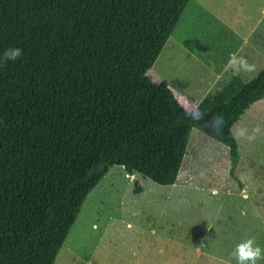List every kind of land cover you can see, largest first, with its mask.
Masks as SVG:
<instances>
[{
  "label": "trees",
  "instance_id": "trees-1",
  "mask_svg": "<svg viewBox=\"0 0 264 264\" xmlns=\"http://www.w3.org/2000/svg\"><path fill=\"white\" fill-rule=\"evenodd\" d=\"M189 2L0 0V57L23 50L0 60V264H54L114 166L173 186L192 129L236 167L232 127L264 99V68L230 103L196 111L147 76Z\"/></svg>",
  "mask_w": 264,
  "mask_h": 264
},
{
  "label": "rangeland",
  "instance_id": "rangeland-1",
  "mask_svg": "<svg viewBox=\"0 0 264 264\" xmlns=\"http://www.w3.org/2000/svg\"><path fill=\"white\" fill-rule=\"evenodd\" d=\"M223 24L241 35L252 27L264 34V0H190L147 73L188 111L218 109L238 97L217 91L200 97L197 90L206 69L199 57L210 60L234 32ZM232 134L239 152L232 171L228 149L196 129L173 186L112 167L88 194L54 264H236L232 252L242 239L264 247V99Z\"/></svg>",
  "mask_w": 264,
  "mask_h": 264
},
{
  "label": "crops",
  "instance_id": "crops-1",
  "mask_svg": "<svg viewBox=\"0 0 264 264\" xmlns=\"http://www.w3.org/2000/svg\"><path fill=\"white\" fill-rule=\"evenodd\" d=\"M222 26H224L227 31L234 32H228V39L222 41L226 43L227 47L219 45V42H215L219 46H217L218 49H214V55L210 60L207 61L203 56L199 57L201 64L205 61L202 67L206 68H202L203 74L201 75V84L198 85L199 89H197L201 91L200 97H205L212 91H217L219 93L236 92L239 96L242 89L251 80L256 78L264 68V34H258L255 31L256 27H252L248 34L241 35L235 32V30L239 31L238 27L229 24H223ZM223 47H225V50H223ZM233 53L244 57L249 65L254 66V69L251 71H241L239 74H236L233 68L229 67L228 64ZM221 60L222 62L219 67L213 66L214 62H219ZM210 62H212V65H210Z\"/></svg>",
  "mask_w": 264,
  "mask_h": 264
},
{
  "label": "clouds",
  "instance_id": "clouds-1",
  "mask_svg": "<svg viewBox=\"0 0 264 264\" xmlns=\"http://www.w3.org/2000/svg\"><path fill=\"white\" fill-rule=\"evenodd\" d=\"M23 50L18 47L8 48L3 52L0 60L4 62L18 60L22 55ZM229 67L233 68L236 74L241 71H251L254 66L249 65L248 61L237 54L233 53L229 59ZM254 133L259 132V128L253 130ZM239 135L244 136L245 131L240 130ZM255 136H249L248 139H254ZM236 264H258V261L264 260V247H261L254 238L249 237L242 239L232 252Z\"/></svg>",
  "mask_w": 264,
  "mask_h": 264
}]
</instances>
